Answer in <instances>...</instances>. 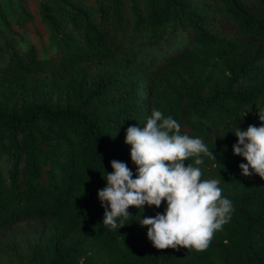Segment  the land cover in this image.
Here are the masks:
<instances>
[{
  "label": "trees",
  "instance_id": "1",
  "mask_svg": "<svg viewBox=\"0 0 264 264\" xmlns=\"http://www.w3.org/2000/svg\"><path fill=\"white\" fill-rule=\"evenodd\" d=\"M153 109L232 202L204 251L152 246L139 222L166 202L103 226L98 191L113 160L135 173L126 130ZM258 111L264 0H0V264H264V180L233 154Z\"/></svg>",
  "mask_w": 264,
  "mask_h": 264
},
{
  "label": "clouds",
  "instance_id": "2",
  "mask_svg": "<svg viewBox=\"0 0 264 264\" xmlns=\"http://www.w3.org/2000/svg\"><path fill=\"white\" fill-rule=\"evenodd\" d=\"M261 126L238 127L233 154L246 163L239 168L245 177L256 174L264 180V111L257 112ZM124 143L130 146L133 171L124 162L113 160L105 187L98 191L104 208L103 226L111 230L125 227L129 208L166 210L144 217L139 225L147 228V239L157 250L190 249L204 251L214 233L233 211L232 202L223 197L219 179H202V156L215 161L214 153L200 138L182 134L180 123L153 109L143 127L130 126ZM194 158V164L185 161ZM119 221V222H118Z\"/></svg>",
  "mask_w": 264,
  "mask_h": 264
},
{
  "label": "rangeland",
  "instance_id": "3",
  "mask_svg": "<svg viewBox=\"0 0 264 264\" xmlns=\"http://www.w3.org/2000/svg\"><path fill=\"white\" fill-rule=\"evenodd\" d=\"M24 239H25V237H24Z\"/></svg>",
  "mask_w": 264,
  "mask_h": 264
}]
</instances>
